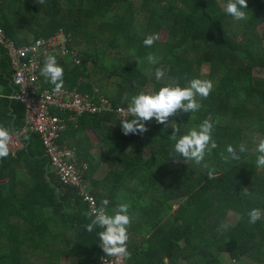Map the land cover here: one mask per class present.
<instances>
[{"label": "trees", "instance_id": "1", "mask_svg": "<svg viewBox=\"0 0 264 264\" xmlns=\"http://www.w3.org/2000/svg\"><path fill=\"white\" fill-rule=\"evenodd\" d=\"M227 2L141 0L136 7L129 0H1L0 27L7 38L25 45L62 29L80 58L77 65L56 57L63 86L89 95L97 89L113 108L127 107L133 95L151 94L173 81L180 87L193 78L213 84L206 99L197 97L199 111L173 116L167 127L152 120L143 135L125 136L121 120L109 111L84 114L75 125L67 122L57 140L75 149L87 165L83 177L97 209L113 215L117 204L130 205L129 264H264V168L256 167L255 152L264 139V0H247L246 21L228 15ZM160 30L164 41L144 46L143 40ZM150 53L156 64L147 61ZM44 61L37 72L39 90L54 87L40 74ZM6 68L10 70L0 47L4 86L10 75ZM157 68L164 72L160 81L155 79ZM254 70L260 75L254 76ZM96 72L103 76H94ZM23 117L22 104L0 98V126L13 133ZM209 117L217 147L202 164L170 157L175 143L169 139L171 126L179 128V138ZM86 131L96 136L97 144L90 143ZM242 143L249 151L240 160L222 159L228 145L238 151ZM23 144L14 156L0 159V264H39L34 259L60 264L61 253L72 264H98L105 254L96 233L103 229H83L90 222L87 205L74 188L59 182L38 135H26ZM145 144L148 156L142 152ZM93 147H99V154H91ZM102 162L108 172L96 185L90 179ZM204 163L215 169L217 178H208ZM245 188L253 195H242ZM172 203L177 209L171 210ZM254 208L262 216L252 224L248 212ZM227 213L236 219L222 229ZM221 253L226 262L220 261Z\"/></svg>", "mask_w": 264, "mask_h": 264}, {"label": "clouds", "instance_id": "2", "mask_svg": "<svg viewBox=\"0 0 264 264\" xmlns=\"http://www.w3.org/2000/svg\"><path fill=\"white\" fill-rule=\"evenodd\" d=\"M45 0H39L43 4ZM243 9H248L247 0H228L224 11L237 21L247 20L248 16ZM157 34L147 36L143 40L146 47H151L158 39ZM147 61L151 64H156L153 54H148ZM137 64L141 61L136 60ZM40 74L52 85L54 91L59 92L63 87V68L57 64L54 55H47L45 57L44 65L40 69ZM164 76V72L157 68L155 70V79L160 81ZM9 84V81H8ZM10 85V84H9ZM11 87V86H10ZM12 89V88H11ZM213 89V84L209 80H201L193 78L188 81L187 86L180 87L178 82L173 81L168 85L154 91L151 94L140 92L133 95L127 102V107H122L119 111L125 116H130L132 119H122L120 121L122 133L127 136L129 134L143 135L149 129L146 126L152 120L156 123L169 126V120L173 116L181 113H193L200 110L202 104L198 102L197 97L206 99ZM10 99V98H9ZM12 100V99H11ZM24 118V117H23ZM23 124V122H22ZM173 129L170 140L175 141L173 151L170 157L174 160L175 156L183 158L184 162L194 161L195 164L201 165L204 161L205 155L210 154L212 149L217 147V144L212 140V131L214 128L211 117L206 118L197 128L191 129L186 135L177 137L179 128L171 126ZM13 133L7 128L0 126V159L7 158L10 153L9 144ZM249 149L242 143L239 149L233 146H227V155L221 154L225 161L240 160L242 153L248 152ZM256 167L264 168V139L259 140L256 145ZM203 167L209 169L207 176L209 179L217 178L215 169L210 168L207 163ZM88 185V184H87ZM242 195L252 196L247 188L242 191ZM107 205L108 201L103 202ZM130 205L128 203H119L114 209L113 215H108L104 207L99 209L93 208L91 211L85 213L89 219V223L83 226L86 232H93L94 229H103L96 234L99 237V247L102 249L105 256H111L119 260L122 257L130 258L131 253L128 252L126 242L128 241L127 228L131 224L132 218L128 214ZM262 210L254 208L248 212L249 223L255 224L261 219ZM222 229H227L228 224L222 223Z\"/></svg>", "mask_w": 264, "mask_h": 264}, {"label": "built area", "instance_id": "3", "mask_svg": "<svg viewBox=\"0 0 264 264\" xmlns=\"http://www.w3.org/2000/svg\"><path fill=\"white\" fill-rule=\"evenodd\" d=\"M1 3V0H0ZM71 38L62 29L48 37H40L25 45H16L5 36L0 27V47L4 51L10 68L9 84L12 88L10 99L18 101L24 108L23 124L13 132L9 144L12 156L24 147L23 140L28 134L38 135L44 154L59 182L74 188L77 195L87 205L89 211L97 209L95 199L90 195L83 174L87 165L77 158L75 149L60 146L57 140L67 129V122L76 124L84 114L98 115L114 111L118 119H128L97 89L93 94H83L76 87L63 86L59 92L50 89L39 90L37 72L40 60L51 54L58 58H68L80 64V58L70 46ZM126 108V107H124ZM68 112L67 117L55 115L53 111ZM98 264H129L125 257L102 256Z\"/></svg>", "mask_w": 264, "mask_h": 264}, {"label": "rangeland", "instance_id": "4", "mask_svg": "<svg viewBox=\"0 0 264 264\" xmlns=\"http://www.w3.org/2000/svg\"><path fill=\"white\" fill-rule=\"evenodd\" d=\"M130 2H132L134 4V6L138 7L141 3V0H129ZM158 41L159 42H163L164 39H165V32L163 30H160L159 33H158ZM127 50H124V52H126ZM110 55H115V54H110ZM100 62H102L103 60H99ZM88 68L91 69V64H88ZM200 73L201 74H205L207 72V69L205 67H201L199 69ZM253 75L254 76H259L260 73L257 71V70H254L253 71ZM94 76H98V77H102L103 75H101L100 73L96 72ZM117 79L116 78H113V81H116ZM96 88V87H95ZM172 125V124H171ZM87 135V137L89 138V141L91 144H97V138L96 136L90 132V131H86L85 133ZM94 152L96 154H99V148H97V150H94ZM143 155L144 156H148L149 155V150L147 148V144L143 145ZM4 180H2L1 182H3ZM177 209V205H171V210H175ZM236 219V215L234 213H227L226 216H224V218L222 219L221 223H226L228 224L229 226L233 224L234 220ZM59 242V245H60V242H62V240H58ZM61 249L65 248L64 244H61ZM61 255H64L62 256V260L64 262H71L70 258H69V255L66 253V254H62ZM219 259L221 262H226L227 261V255L224 254V253H221L219 255ZM34 260H37V262H39V264H43L44 262H42L41 260L38 261V259H34ZM35 263V262H34ZM246 264H250L249 262H247Z\"/></svg>", "mask_w": 264, "mask_h": 264}, {"label": "crops", "instance_id": "5", "mask_svg": "<svg viewBox=\"0 0 264 264\" xmlns=\"http://www.w3.org/2000/svg\"><path fill=\"white\" fill-rule=\"evenodd\" d=\"M10 72V70H8V68H6V73ZM12 94V89L10 87L9 84H6V86L1 85L0 84V98H3L5 101L7 102H12L13 100L9 99V96ZM11 116L13 118H16V115L14 113H12V110H10ZM14 120V119H13ZM13 122V121H12ZM97 148L99 147H93L91 148L90 152L92 155H97L94 150H97ZM108 172V167L107 164L102 162L99 163L94 171V173L92 174V177L90 180H92V182H94L96 184V182H100L101 180H103V178L106 176ZM89 185L92 187L91 182L89 181ZM97 185V184H96ZM114 212V211H113ZM71 260V259H70ZM60 264H72V262H64L61 258L60 260Z\"/></svg>", "mask_w": 264, "mask_h": 264}]
</instances>
